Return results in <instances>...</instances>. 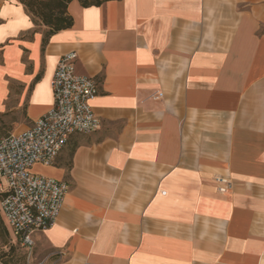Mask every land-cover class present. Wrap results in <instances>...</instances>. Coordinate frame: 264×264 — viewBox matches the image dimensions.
Returning <instances> with one entry per match:
<instances>
[{
	"label": "crops",
	"instance_id": "crops-1",
	"mask_svg": "<svg viewBox=\"0 0 264 264\" xmlns=\"http://www.w3.org/2000/svg\"><path fill=\"white\" fill-rule=\"evenodd\" d=\"M68 13L46 38L0 0L1 130L53 109L65 54L99 85V130L33 168L70 185L34 249L52 264H264V0H75Z\"/></svg>",
	"mask_w": 264,
	"mask_h": 264
},
{
	"label": "built area",
	"instance_id": "built-area-1",
	"mask_svg": "<svg viewBox=\"0 0 264 264\" xmlns=\"http://www.w3.org/2000/svg\"><path fill=\"white\" fill-rule=\"evenodd\" d=\"M78 56H62L52 80L53 109L26 131L0 134V215L13 243L31 252L34 234L52 227L60 216L70 185L33 172L51 166L75 134L99 130L91 101L98 82L77 72ZM158 94L155 99L162 98ZM220 194L231 189L228 178H216Z\"/></svg>",
	"mask_w": 264,
	"mask_h": 264
},
{
	"label": "trees",
	"instance_id": "trees-1",
	"mask_svg": "<svg viewBox=\"0 0 264 264\" xmlns=\"http://www.w3.org/2000/svg\"><path fill=\"white\" fill-rule=\"evenodd\" d=\"M75 0H18L24 5L33 19L38 18L45 27V37L73 26L74 20L68 13V5ZM85 8L92 6H101L106 2L113 0H77ZM9 135V134H7ZM6 136V135H3ZM10 236L0 215V247L8 246Z\"/></svg>",
	"mask_w": 264,
	"mask_h": 264
},
{
	"label": "rangeland",
	"instance_id": "rangeland-1",
	"mask_svg": "<svg viewBox=\"0 0 264 264\" xmlns=\"http://www.w3.org/2000/svg\"><path fill=\"white\" fill-rule=\"evenodd\" d=\"M35 22L38 26L43 28L40 19L36 18ZM14 116L20 118L21 112ZM0 134L5 135L7 132L0 129ZM53 260L54 257L47 248H43L41 251L33 249L29 252L19 244L13 243L11 238L8 246L0 247V264H52Z\"/></svg>",
	"mask_w": 264,
	"mask_h": 264
}]
</instances>
